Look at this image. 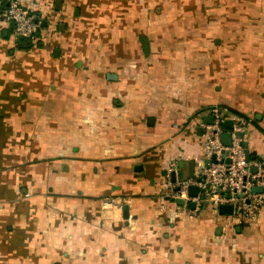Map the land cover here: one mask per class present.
<instances>
[{
  "label": "crops",
  "instance_id": "crops-1",
  "mask_svg": "<svg viewBox=\"0 0 264 264\" xmlns=\"http://www.w3.org/2000/svg\"><path fill=\"white\" fill-rule=\"evenodd\" d=\"M28 1L42 25L15 41L0 0V264H264V204L231 225L161 192L198 175L214 107L264 160V0H191L162 28L148 0Z\"/></svg>",
  "mask_w": 264,
  "mask_h": 264
},
{
  "label": "built area",
  "instance_id": "built-area-1",
  "mask_svg": "<svg viewBox=\"0 0 264 264\" xmlns=\"http://www.w3.org/2000/svg\"><path fill=\"white\" fill-rule=\"evenodd\" d=\"M9 5L5 9L12 28L15 41L35 38L41 25V15L33 8L28 0H8ZM214 122L205 124L206 143L203 156L206 162L200 166L198 175L192 180L179 179L172 181L171 177L163 182L162 196L171 199H183L185 202H193V208H187L190 214H194L203 203L213 206L216 213L221 204H232V214L225 215L228 224L251 222L257 218L264 204V160H246L245 148L246 132L249 120L243 115L236 114L232 117L233 127L228 129L231 133L232 144L225 146L221 141V132L224 129L223 122L227 119L226 109L214 107L211 111ZM243 134V135H241ZM228 155L224 156L223 151ZM216 155V160L213 155ZM231 159L226 163V158ZM257 167L256 173L251 172V167ZM197 185L200 189L197 196L188 194L189 185ZM260 186L262 191L254 193L252 189ZM105 205H117L113 197L103 199ZM180 207V206H179Z\"/></svg>",
  "mask_w": 264,
  "mask_h": 264
},
{
  "label": "water",
  "instance_id": "water-1",
  "mask_svg": "<svg viewBox=\"0 0 264 264\" xmlns=\"http://www.w3.org/2000/svg\"><path fill=\"white\" fill-rule=\"evenodd\" d=\"M8 5H9V2L6 3L5 7H8ZM23 39H24V37H21V40H23ZM142 42H143V45H144L145 52L148 53V51H149V43H148L147 39L145 37H142ZM203 120H204V122H206L208 124H211V123L214 122V118H213L212 115L205 116ZM223 126L226 129L232 128L233 127V119L227 118L223 122ZM241 135H243V134H241ZM221 140H222V142H223V144L225 146H230L232 144L231 133L228 132V131H222L221 132ZM243 146L245 148L246 160L250 161L251 159H255V155H252L251 150L249 148V143L248 142H244ZM223 154H224V156L228 155V151L224 150ZM213 159L216 160V155L215 154L213 155ZM230 162H231V159L229 157H227L226 158V163H230ZM183 165H184V161H182L179 164V167L183 168ZM195 169H196V161L191 159L189 161V174H188L189 177L195 178V176H196ZM257 171H258L257 167H255V166L251 167V172L252 173H256ZM166 174L168 175L167 171H166ZM169 174L172 177V181H176L177 180V172H176V170H171ZM184 177H185V175H184L183 171H180L179 179H184ZM252 190L256 191V192H261L262 188L259 187V186H255ZM199 191H200V189H199V187L197 185L191 184L188 187V194L190 196H197L199 194ZM177 202L184 203V200L183 199H177ZM123 209H124V212L126 214L128 212L129 206L127 204H125ZM218 211H219L220 214H232L233 205L232 204H221L218 207Z\"/></svg>",
  "mask_w": 264,
  "mask_h": 264
},
{
  "label": "rangeland",
  "instance_id": "rangeland-1",
  "mask_svg": "<svg viewBox=\"0 0 264 264\" xmlns=\"http://www.w3.org/2000/svg\"><path fill=\"white\" fill-rule=\"evenodd\" d=\"M188 1L189 2H187V0H150V1L148 0L147 2L151 3L149 5L150 6L149 13L152 16H154L156 19L155 21L156 23L153 25V27L162 28V26H165L164 23L167 17L169 16L170 18H172L173 15L179 16L183 13H187V15L188 14L195 15L194 12L196 11V2H192L191 0ZM147 2L142 1L143 4H147ZM163 6L166 9L164 11L163 10L161 11L160 7L162 8ZM145 11H141V12H145Z\"/></svg>",
  "mask_w": 264,
  "mask_h": 264
},
{
  "label": "trees",
  "instance_id": "trees-1",
  "mask_svg": "<svg viewBox=\"0 0 264 264\" xmlns=\"http://www.w3.org/2000/svg\"><path fill=\"white\" fill-rule=\"evenodd\" d=\"M39 14H40V13H39ZM229 110H230L231 112H234V113L239 114V115H243L244 117L248 118V117H247L243 112H241V111H238V110L233 109V108H231V107H229Z\"/></svg>",
  "mask_w": 264,
  "mask_h": 264
}]
</instances>
